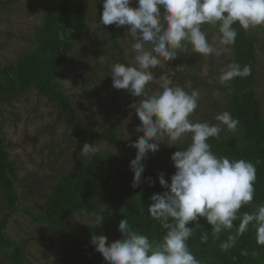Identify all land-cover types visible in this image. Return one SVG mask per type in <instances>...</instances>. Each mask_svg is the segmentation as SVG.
<instances>
[{"label": "trees", "instance_id": "1", "mask_svg": "<svg viewBox=\"0 0 264 264\" xmlns=\"http://www.w3.org/2000/svg\"><path fill=\"white\" fill-rule=\"evenodd\" d=\"M16 1L18 0L0 1V5L7 9ZM137 6L136 4L133 7ZM90 20L91 16L84 0H47L41 23L34 27L31 39H28L34 47L28 49L18 61L0 65V110L34 89L55 108L54 123L47 129L54 131L58 124H66L69 133L67 149L74 147L75 152L79 154L85 142L97 145V141L102 140L123 148L126 152L133 151L136 155V149L129 146L135 141L123 140L119 136L116 124L106 122L98 127L81 119L77 107L57 82L74 47L89 31ZM210 27L213 32L219 33L216 26L209 24L202 25V30ZM234 27L238 33L235 43L229 46L231 49L229 53L224 51L219 58L215 56L209 62V75L202 78L196 74L201 67L202 57L193 58L186 52L187 58L184 60L188 64L187 70H190L193 89H199L201 86L208 98L216 91L226 92L228 98L222 109L218 106L217 100L210 99V103L214 106L213 109L230 112L239 120L235 132L225 128L219 140L210 138L208 142L218 156L245 159L254 164L255 196L250 205L241 209L243 212L253 211L255 207L264 204V97L258 91V53L262 43L256 33L258 28L246 31L238 23ZM108 30L111 34L104 44L110 41L118 62L127 64L129 61L125 57V48L117 40L119 28L108 25L102 33L95 35L96 43L93 46L95 65L99 64L98 48L101 38ZM23 38L27 39L25 36ZM190 48L191 45L188 46V49ZM233 62L241 67L250 66V75L235 77L227 84L221 85L219 83L221 70ZM210 80L214 83L210 84ZM202 117L204 121L209 122L211 116ZM4 128V122L0 119V197L4 201L0 206L5 211L0 220V253L9 259L11 264H23L25 255L24 246L8 238L4 232L13 215L18 212L29 215L38 224L47 225L56 232L65 234L77 230L69 220L77 213L85 212L100 219L98 223L82 229L85 241L78 242L74 247L62 252V264H106L103 256L90 243L91 237L106 235L109 243L122 239L118 231L122 219H127L134 230L148 236L150 241L155 243L161 240L163 233L159 222L151 218L147 206L151 204L150 197L153 194L166 191L159 183V175L163 173L165 179L171 183V175L176 171L171 156L181 150L180 147H187L191 139L181 143L180 147H169V165L165 170L151 174L144 171L139 187L133 189L134 174L130 169L131 161L116 165L110 156L100 151L82 163H77L71 170L62 168L42 179L32 177L21 181L18 177L17 163L11 158L6 146L7 136ZM49 151L55 152L52 145L49 146ZM59 155L61 157L65 155V149ZM151 157L156 158L148 153L146 159ZM18 183L29 197L40 195L39 200H44L41 210L20 207ZM99 194L104 196L103 203H101L103 198L99 197ZM199 223L202 227L194 231L188 245L200 264H264V246L257 244L255 229L251 225L247 231L239 234L240 221L237 220L231 230L222 232L217 238L212 234L211 225L205 218L201 217ZM204 232L208 234L207 243H201L200 240ZM230 236L235 237L234 246L226 251L221 250V244L228 241Z\"/></svg>", "mask_w": 264, "mask_h": 264}, {"label": "clouds", "instance_id": "2", "mask_svg": "<svg viewBox=\"0 0 264 264\" xmlns=\"http://www.w3.org/2000/svg\"><path fill=\"white\" fill-rule=\"evenodd\" d=\"M133 2L138 6L133 7ZM237 23L246 31L264 26V0H103L100 25L123 26L132 38L133 59L127 64L114 63L110 75L114 88L126 89L139 98L138 103L130 106L141 122L137 131H143V136L129 145L136 149L135 159L130 162L133 189L139 187L145 171L142 161L149 152L159 150L162 137H167V145L179 147L185 136L190 135L191 139L187 147H180L171 156L176 169L171 183L163 173L159 175V183L166 191L153 194L147 206L151 218L159 222L161 240L150 241L134 230L127 219H122L118 225L122 239L109 243L106 235L91 237L90 243L106 264H200L188 241L202 227L201 217L211 225L217 238L231 230L237 220L239 234L251 225L257 244L264 246V204L241 212L254 200V164L218 156L208 142L210 138L219 140L225 128L235 132L239 120L225 111L216 115L217 124L194 122L190 117L199 106L198 89L188 92L180 86H165L153 94L149 87L154 79L151 70L175 60L187 52L189 45L194 53L219 58L235 43ZM205 24L218 28L219 47L208 40L202 30ZM250 73V66L241 67L233 62L221 70L219 83L225 85ZM99 150L98 145L85 142L79 156L86 160ZM200 240L207 243V232ZM234 244L235 237L230 236L221 244V250Z\"/></svg>", "mask_w": 264, "mask_h": 264}, {"label": "rangeland", "instance_id": "3", "mask_svg": "<svg viewBox=\"0 0 264 264\" xmlns=\"http://www.w3.org/2000/svg\"><path fill=\"white\" fill-rule=\"evenodd\" d=\"M84 1L87 4L89 16H91L89 31L84 35L83 40L74 47V51L63 66L57 82L70 97L73 105L77 107L79 117L85 122L98 127L106 122H112L117 125L119 136L123 140L136 141L143 136V131H137L141 122L136 116L135 110L130 106L138 103L139 98L133 97L126 89L113 87L110 75L111 66L117 63L118 59L115 56L113 44L110 41H107L108 44H104L111 34L109 30L104 33L99 44V64L95 65L94 61L95 35L102 33L108 27L100 25L103 0ZM46 4L47 0H18L7 9L0 5V65L18 61L28 49L34 47L28 39H31L35 28L40 25ZM134 5H136L135 2L132 6ZM256 28H258L256 30L259 36L258 40L262 43L258 53V91L264 97V26ZM211 29L210 27L205 30L207 38L214 47H219L220 34ZM117 40L125 48L127 60H132L134 57V53L131 51L132 38L127 36L125 27H119ZM228 49L225 52L229 53L231 50L229 46ZM187 52L193 58L202 57L201 67L196 74L202 78L209 75V62L214 59L215 55L203 56L192 52L191 48ZM185 53L182 52L175 60L165 62L164 66L151 70L154 76L149 85L151 93L162 91L165 86H180L188 92L192 91L194 83L190 79V70H187L188 64L184 60L187 58ZM198 90L200 93L199 106L190 118L194 122H204L202 116L209 115L211 116L210 124L219 123L215 117L223 111L213 109L214 106L211 105L210 99L217 100L218 106L222 109L228 98L227 93L216 91L208 98L206 91L201 86ZM54 111L55 108L34 89L0 110V119L4 122V131L7 136L6 146L10 151L11 158L17 163L18 177L21 178V181L24 178L32 177L42 179L62 168L71 170L77 163H82L85 160L75 152L74 147L67 149L69 133L66 124H58L54 131L47 129L54 123L56 117ZM188 139L190 140V135L185 136L180 144ZM162 140L157 152H149L156 158H145L142 161L147 174L164 171L169 165V147H178V145H167L166 136L162 137ZM50 145L53 146L54 153L49 151ZM97 145L99 151L110 156L116 165L126 164L127 161L134 160L136 156L133 151L126 152L123 148L107 144L102 140H98ZM63 149H65V155L61 157L59 153ZM18 191L21 197V208H29L34 211L42 209L44 200H39V194L29 197L20 183H18ZM98 196L103 198L101 199V203H103V194ZM1 202L4 201L0 197ZM4 212L0 206V220L3 218ZM69 220L77 230L65 234L56 232L47 225L38 224L29 215L18 212L13 215L4 232L8 238L24 246L23 264H62V252L74 247L78 242L85 241L82 229L98 223L100 219L83 212L71 216ZM0 264H11V262L0 253Z\"/></svg>", "mask_w": 264, "mask_h": 264}]
</instances>
